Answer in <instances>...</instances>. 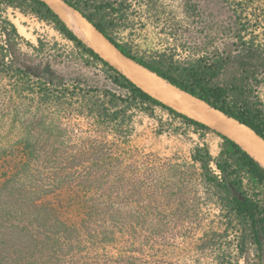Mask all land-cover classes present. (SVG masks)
<instances>
[{
	"label": "trees",
	"instance_id": "16d2710c",
	"mask_svg": "<svg viewBox=\"0 0 264 264\" xmlns=\"http://www.w3.org/2000/svg\"><path fill=\"white\" fill-rule=\"evenodd\" d=\"M62 1L123 56L264 140V0ZM11 13L72 46L26 39ZM157 107L200 135L190 156L133 151L134 116ZM177 239L191 259H174ZM196 262L264 264V165L144 90L48 1L0 0V264Z\"/></svg>",
	"mask_w": 264,
	"mask_h": 264
},
{
	"label": "rangeland",
	"instance_id": "374dc122",
	"mask_svg": "<svg viewBox=\"0 0 264 264\" xmlns=\"http://www.w3.org/2000/svg\"><path fill=\"white\" fill-rule=\"evenodd\" d=\"M168 3L170 8L180 9V3L177 1L168 0ZM10 15L12 20L18 26L20 33L26 39L37 43L38 38L41 37L49 44L59 42L60 44L72 46L70 41L65 39L50 25L40 22L35 18L24 16L21 13H11ZM151 33L153 39L157 40V30L151 27ZM24 51L29 52L30 54L32 53L31 49L27 46H24ZM89 72L92 75H97V72L94 69H90ZM185 114L196 118L188 113ZM218 138L219 136L213 132L207 133L204 138V141L208 143L210 151L214 155H217L220 150V144L217 142ZM202 143L203 140L200 138L198 133H195L192 129L186 128V126H184L179 119L172 118L169 113L161 107H157L155 109L154 115H149L145 112H138L134 116L131 137V148L134 152L139 150L142 154L159 152L161 156L178 154L188 157L193 149ZM171 243L174 247H178V251L174 256V259L177 260L178 258H181V261L191 259L189 251L185 248L187 246V242L182 239H177ZM195 264L200 263L196 262Z\"/></svg>",
	"mask_w": 264,
	"mask_h": 264
},
{
	"label": "bare ground",
	"instance_id": "6f19581e",
	"mask_svg": "<svg viewBox=\"0 0 264 264\" xmlns=\"http://www.w3.org/2000/svg\"><path fill=\"white\" fill-rule=\"evenodd\" d=\"M46 1L53 6V8L64 18L69 26L81 36L82 39L84 38L91 46L98 48L103 53L106 52L112 58L123 61L118 54L104 42V39L106 38L79 12L69 7L62 0ZM126 65L134 68L138 74L141 75V77H139L140 75H136L131 71L132 76L144 87L150 89L154 94L159 95L168 102L175 104L179 110L186 112L205 123H208L211 127L231 136L248 149L264 165V140L252 129L227 117L222 112L215 110L206 102L181 91L141 65L136 63H127Z\"/></svg>",
	"mask_w": 264,
	"mask_h": 264
},
{
	"label": "crops",
	"instance_id": "0c3cea01",
	"mask_svg": "<svg viewBox=\"0 0 264 264\" xmlns=\"http://www.w3.org/2000/svg\"><path fill=\"white\" fill-rule=\"evenodd\" d=\"M86 41V40H85ZM88 44H90L88 41H86ZM104 42L106 44H108V46H110V48H112L117 54L118 56L121 58V60L123 61H119L116 60L114 58H112L111 56H109L106 52H102L100 51L98 48L94 47L98 52H100L106 59H108L112 64H114L116 67H118L120 70H122L128 77H130L134 82H136L138 85H140L144 90L148 91L150 94H152L153 96H155L156 98H158L159 100L167 103L168 105L172 106L173 108L177 109L178 111H181L178 109V107L175 104H172L170 102H168L167 100H165L164 98L160 97L159 95L154 94L150 89L144 87L142 84H140V82L138 80H136L133 76H132V72L136 75H140L138 74V72L131 67H128L126 64H133L136 63L128 58H126L125 56H123L109 41H107L106 39H104ZM93 47V46H92ZM137 64V63H136ZM132 71V72H131ZM153 73V72H152ZM141 77V75L139 76ZM186 113V112H185ZM211 126V125H210ZM222 141V138L219 137L217 142L218 144H220Z\"/></svg>",
	"mask_w": 264,
	"mask_h": 264
}]
</instances>
